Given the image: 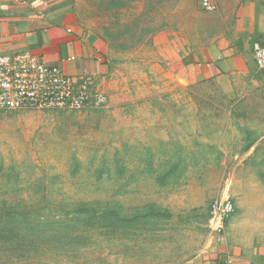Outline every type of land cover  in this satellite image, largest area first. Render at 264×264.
I'll return each instance as SVG.
<instances>
[{"label":"rangeland","instance_id":"1","mask_svg":"<svg viewBox=\"0 0 264 264\" xmlns=\"http://www.w3.org/2000/svg\"><path fill=\"white\" fill-rule=\"evenodd\" d=\"M75 2L108 46L114 98L0 109V264L185 263L217 235L210 210L225 196L228 222L264 244V79L235 100L170 83L174 38L204 23L203 0Z\"/></svg>","mask_w":264,"mask_h":264},{"label":"crops","instance_id":"2","mask_svg":"<svg viewBox=\"0 0 264 264\" xmlns=\"http://www.w3.org/2000/svg\"><path fill=\"white\" fill-rule=\"evenodd\" d=\"M211 2L216 10L204 13L202 25L196 22L174 38L170 83L178 89L195 84L235 100L255 76L264 79L254 55L255 43L264 44V0ZM23 53L68 75L94 76L95 89L114 98L117 75L108 46L83 28L75 0H0V56ZM228 254L236 264H264V244L241 233L233 221L223 235L210 237L203 253L181 264H225Z\"/></svg>","mask_w":264,"mask_h":264},{"label":"built area","instance_id":"3","mask_svg":"<svg viewBox=\"0 0 264 264\" xmlns=\"http://www.w3.org/2000/svg\"><path fill=\"white\" fill-rule=\"evenodd\" d=\"M202 5L206 11L216 10L210 0ZM254 55L258 69L264 71V44L255 43ZM95 84L94 76L68 75L30 53L0 56V109L6 112H81L104 107L109 97L97 91ZM235 211L229 196L216 200L210 210L213 232L223 235ZM225 264L236 263L228 254Z\"/></svg>","mask_w":264,"mask_h":264}]
</instances>
